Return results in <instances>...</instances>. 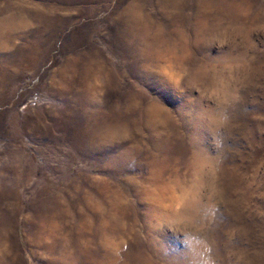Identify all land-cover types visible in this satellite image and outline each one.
I'll return each instance as SVG.
<instances>
[{
    "label": "rangeland",
    "instance_id": "1",
    "mask_svg": "<svg viewBox=\"0 0 264 264\" xmlns=\"http://www.w3.org/2000/svg\"><path fill=\"white\" fill-rule=\"evenodd\" d=\"M0 264H264V0H0Z\"/></svg>",
    "mask_w": 264,
    "mask_h": 264
},
{
    "label": "bare ground",
    "instance_id": "2",
    "mask_svg": "<svg viewBox=\"0 0 264 264\" xmlns=\"http://www.w3.org/2000/svg\"><path fill=\"white\" fill-rule=\"evenodd\" d=\"M154 109L155 108H148L146 111L143 112V116L145 117V122L151 128L158 126V124L162 120L160 113Z\"/></svg>",
    "mask_w": 264,
    "mask_h": 264
},
{
    "label": "snow or ice",
    "instance_id": "3",
    "mask_svg": "<svg viewBox=\"0 0 264 264\" xmlns=\"http://www.w3.org/2000/svg\"><path fill=\"white\" fill-rule=\"evenodd\" d=\"M112 163L113 164H117V165H123L125 162H124L123 158L117 157V158H114L112 160Z\"/></svg>",
    "mask_w": 264,
    "mask_h": 264
}]
</instances>
